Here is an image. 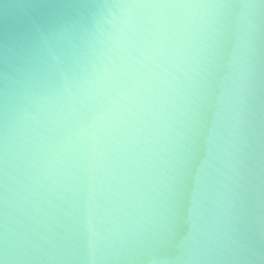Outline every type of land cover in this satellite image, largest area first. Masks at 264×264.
Instances as JSON below:
<instances>
[{
	"label": "clouds",
	"instance_id": "9594fccd",
	"mask_svg": "<svg viewBox=\"0 0 264 264\" xmlns=\"http://www.w3.org/2000/svg\"><path fill=\"white\" fill-rule=\"evenodd\" d=\"M0 264H264V0H0Z\"/></svg>",
	"mask_w": 264,
	"mask_h": 264
}]
</instances>
